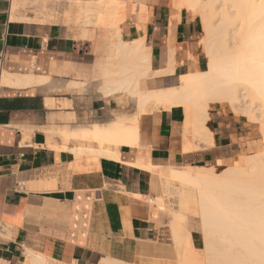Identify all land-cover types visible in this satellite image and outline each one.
Masks as SVG:
<instances>
[{"label":"crops","instance_id":"1","mask_svg":"<svg viewBox=\"0 0 264 264\" xmlns=\"http://www.w3.org/2000/svg\"><path fill=\"white\" fill-rule=\"evenodd\" d=\"M40 1L0 0V69L48 79L40 85L0 88V229L4 231L0 259L23 264L29 250L59 264L160 260L167 248L159 239L162 227L151 216L152 209L162 207L154 173L237 165L255 147L251 132L243 119L216 108L208 122L214 144L186 152L184 111L174 108L143 114L137 145L104 144L102 148L114 151L118 159L97 154L102 150L98 142L78 137L64 141L59 133L63 129L77 132L97 124L107 126L117 119L113 112L131 117L137 107L129 114V99L120 96L123 91L107 96L100 83L101 93L79 91L77 86L85 83L75 79V71L94 65L95 57L86 51L92 42L63 24L37 17L30 8L34 4L44 9L47 0ZM109 1L125 3L122 39L131 43L144 38L152 49L154 71L164 68L169 41L175 46L176 71L153 78L155 83L203 70L206 63L198 46L201 26L186 11L177 22L172 20L177 14L172 0ZM141 6L148 7V13L139 29ZM110 42L114 46L119 38ZM84 74L87 82L90 75ZM148 80L140 82L143 91L173 87L149 89ZM52 143L59 150L49 147ZM65 146L69 151L63 150ZM139 159L150 162L152 169L136 167Z\"/></svg>","mask_w":264,"mask_h":264},{"label":"bare ground","instance_id":"2","mask_svg":"<svg viewBox=\"0 0 264 264\" xmlns=\"http://www.w3.org/2000/svg\"><path fill=\"white\" fill-rule=\"evenodd\" d=\"M97 2L90 3V11L96 13L107 28L116 29L119 43L110 48V54L108 52L97 59L93 79L103 86L107 96L120 91L129 92L137 110L131 117L114 115L117 119L113 116L115 120L112 119L107 126L97 124L77 132L71 129L58 131L64 141L78 137L98 142L100 148L104 144H110V147L137 145L139 120L143 114L153 109L170 111L182 108L184 150L211 147L213 132L208 122L211 108L218 105L230 107L235 116L247 118L251 124L257 125L264 143V0H173V7L179 11H190L201 18L205 30L202 46L206 66L203 71L180 75L178 86L153 92L143 91L140 82L176 71L175 46L168 40L164 68L154 71L152 49L146 45L145 39L131 43L122 39L120 25L126 19L125 3ZM16 8L17 5L14 12ZM137 12L140 29L147 22L148 7H138ZM46 78L35 74H11L0 69V88L40 85L48 81ZM54 133V130L49 132L51 137ZM196 141L199 145L195 144ZM49 147L59 150L53 143ZM80 149L78 151L83 154L85 150ZM63 150L69 151L66 146ZM96 153L118 159L109 148ZM244 158L243 166L237 164L221 173H217L213 166L189 168L194 169L193 172H185L182 168L168 171L172 180L195 189L202 214L199 219L180 217L162 207L154 210L149 206L155 211L151 216L158 224L168 223L173 245L170 259L176 264H264V149L257 155ZM135 166L152 169L150 162L143 159H139ZM3 232L0 229V236ZM198 238L203 245L201 249L195 246ZM160 262L155 264L164 263ZM0 264L10 263L0 259ZM23 264L59 263L25 250ZM103 264L126 263L103 260Z\"/></svg>","mask_w":264,"mask_h":264},{"label":"rangeland","instance_id":"3","mask_svg":"<svg viewBox=\"0 0 264 264\" xmlns=\"http://www.w3.org/2000/svg\"><path fill=\"white\" fill-rule=\"evenodd\" d=\"M42 1L43 0L40 1V4L42 3ZM91 2L96 3L97 0H47L46 7H44V9H42L38 5L33 4L32 5L33 7L30 8V10L37 17H42L43 20H45V21L63 24V26L67 27V29L71 33L76 32V36L82 35V37H79V38L90 40L92 42V45L90 47V50L87 49L86 51H87V53L90 52V54L95 57V63H96L97 59L99 57H101L103 54L107 53V48L111 45L110 40L111 39H112V41L116 40L117 36H116V29L115 28L111 27V28H113L111 30L109 27L107 28V26H105L99 20L97 14L90 11L92 8V6L90 5ZM172 2H173V0H172ZM102 5H104V4H102ZM136 7L137 6H134V9H136ZM172 9H174V11H176L178 14V15L177 14L174 15L172 18L176 22L181 18L182 12L186 11V10L179 11L178 9H176L175 6L173 7V5H172ZM186 12L189 15H191L193 18H196L197 19L196 21L201 26L199 38H198L199 55L201 56L202 60L204 59V61H205V54H204V50H203V46H202L203 45L202 39L204 38L205 30L203 29L204 28L203 24H201L202 23L201 18L199 16H197V14H194L193 12H190V11H186ZM178 16H179V18H178ZM83 33H85V34H83ZM113 34H115V35L113 36ZM111 47H114V46L111 45ZM84 49H86V48H84ZM95 63L93 66L86 67L85 69H83L80 72L75 71V73H76L75 79L83 80V82L85 83L84 85L77 86L79 88V91H84V92H89V93L97 92V91L101 92L100 88H99V83L95 82L94 79L92 78V76H88V79H90V80H88L87 82H86L87 78H85V76H84L85 75L84 72L87 75L93 74V67H95ZM205 63H206V61H205ZM205 66H206V64H205ZM205 66L202 68L203 70L205 69ZM192 72H195V71H192ZM147 82L148 83L146 84V88H149V89H155L156 87H161V88L171 87V86L175 87V86H178L180 83L179 78H178V80L175 79L173 81H162L160 83H155L154 79H152V80L150 79ZM120 93L121 94L123 93L120 96H123L125 94L126 97H128V99L130 100L129 101L130 102V109L127 112L129 114L133 113L135 111V107H134V102L130 99L129 92H120ZM103 96L106 97V95H104V93H103ZM116 100H118L119 103L122 102V98H119ZM216 108L217 109L221 108V109L226 110L227 112L234 114V112H232V110L228 106L214 105L211 108V110H214ZM154 110L155 109H153L152 111H154ZM182 110L184 111V109H182ZM117 113H119V112L115 111V112H113V115H115ZM234 115H236V114H234ZM236 117L239 118L238 116H236ZM240 118L243 119V121L246 123L248 130L251 132V134H250L251 139H252L251 142H253V144H255V147L253 149H250L249 152L245 153V155L242 157L239 164H240V166H243L245 164L244 163V161H245L244 157L251 156V155H257L260 152H262L264 149V143L262 140V135L260 133L259 127L257 125L251 124L247 118H244V117H240ZM78 143H79V145L81 144V142H79V141H78ZM85 145H88V143H85ZM234 165L235 164H233V163H229V164H224V165H215L213 167H215L217 173H221L225 169H227L231 166H234ZM164 170H166V169H164ZM161 171L162 170L157 171L158 174H156V173H154V174L156 175V179H157L156 180L157 181V189H156L157 192L156 193L161 200L160 205L162 206V208L166 211H169V212L171 211L172 214L180 216V217L189 216V217H192L195 219L201 218L202 214L200 211V204H199L198 195L195 192V189L190 185L182 184L180 182L172 180L168 176V173L161 175ZM183 171L193 172L194 169L183 168ZM159 225L162 226L159 239H160V242H162L165 245L167 250L163 252L162 260L160 259L157 261H158V263H159V261H161L160 263H163L162 261H164L163 264H176L177 262L175 260L170 259V254H171L173 245H172V240H171L170 234H169L168 223L163 224V225L159 224ZM195 234L197 235V237H200L199 233H195ZM199 240H201V239L198 238V240L195 241L196 242L195 246L197 248L201 249L203 247V245H202L201 241H199ZM163 259H165L166 261ZM157 261L153 260L152 262L148 261V262L142 263V264H152V263L155 264V262H157ZM169 262H171V263H169Z\"/></svg>","mask_w":264,"mask_h":264}]
</instances>
